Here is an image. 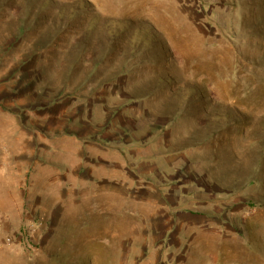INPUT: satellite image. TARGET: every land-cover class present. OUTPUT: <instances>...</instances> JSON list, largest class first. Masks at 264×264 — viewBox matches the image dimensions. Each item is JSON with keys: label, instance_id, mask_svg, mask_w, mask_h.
Segmentation results:
<instances>
[{"label": "rangeland", "instance_id": "374dc122", "mask_svg": "<svg viewBox=\"0 0 264 264\" xmlns=\"http://www.w3.org/2000/svg\"><path fill=\"white\" fill-rule=\"evenodd\" d=\"M0 264H264V0H0Z\"/></svg>", "mask_w": 264, "mask_h": 264}, {"label": "bare ground", "instance_id": "6f19581e", "mask_svg": "<svg viewBox=\"0 0 264 264\" xmlns=\"http://www.w3.org/2000/svg\"><path fill=\"white\" fill-rule=\"evenodd\" d=\"M89 75H90V74H89ZM85 76H87V75H85ZM83 78H85V77L83 76ZM83 78H82V79H83ZM87 81L92 82V81H93L92 77H88V78H87Z\"/></svg>", "mask_w": 264, "mask_h": 264}]
</instances>
